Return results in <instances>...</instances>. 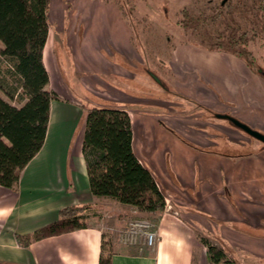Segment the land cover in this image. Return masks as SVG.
<instances>
[{
  "label": "crops",
  "instance_id": "1",
  "mask_svg": "<svg viewBox=\"0 0 264 264\" xmlns=\"http://www.w3.org/2000/svg\"><path fill=\"white\" fill-rule=\"evenodd\" d=\"M72 2L70 26H50L43 50L49 87L59 95L51 102L44 145L22 170L15 188L0 185V264H99L103 243L109 245L101 222L28 246L18 238L56 221L62 208L84 204L156 218V246L134 252L130 246L112 245L111 264H214L201 231L231 245L244 241L251 254L264 259V248L252 245L260 240L255 229L264 227V150L224 155L209 147L201 130L170 122L161 111L136 107L144 102L134 100L129 91V70L122 59L134 54L132 29L119 6L111 0ZM66 44L73 55V61L66 57V66L74 89L57 53ZM167 66L178 93L208 105L222 97L235 104V117L264 133V77L243 59L188 42L173 48ZM98 95L104 101H94ZM105 102L129 113L134 151L170 204L163 211L140 212L92 193L83 139L88 109ZM122 221L117 219V226Z\"/></svg>",
  "mask_w": 264,
  "mask_h": 264
},
{
  "label": "trees",
  "instance_id": "2",
  "mask_svg": "<svg viewBox=\"0 0 264 264\" xmlns=\"http://www.w3.org/2000/svg\"><path fill=\"white\" fill-rule=\"evenodd\" d=\"M123 12L120 0H113ZM247 0H238V4ZM251 8L260 23V33L242 30L223 35L212 34L207 26L220 18L233 21L232 0L220 2L217 15H192L182 10L179 25L192 29L203 37L190 42L213 51H223L243 59L256 73L264 77V68L256 63L250 44L258 36L264 38V0H253ZM51 0H0V185L15 188L21 172L44 145L50 120V107L58 93L49 87L50 75L43 60L50 24ZM226 8V10H225ZM20 94L19 105L11 102ZM219 114L215 113V117ZM220 118V117H218ZM225 119V118H222ZM233 126H235L229 119ZM236 127V126H235ZM241 130V129H240ZM216 149V148H215ZM242 156L253 151L230 154ZM83 154L92 193L97 197L115 199L144 213L160 212L166 207V197L157 180L138 158L133 146V129L129 113L114 106H92L87 111ZM91 204L72 205L59 211V218L32 233L18 235L22 245L34 240L89 226L83 220ZM201 242L208 249L210 262L238 264L230 259L223 247L207 239ZM112 249L102 246L99 264L112 263Z\"/></svg>",
  "mask_w": 264,
  "mask_h": 264
},
{
  "label": "rangeland",
  "instance_id": "3",
  "mask_svg": "<svg viewBox=\"0 0 264 264\" xmlns=\"http://www.w3.org/2000/svg\"><path fill=\"white\" fill-rule=\"evenodd\" d=\"M72 1L51 0L49 10V24L51 27L56 29L63 22L65 25L70 26L69 15L73 8ZM222 1L120 0L124 7V17L132 29V44L135 49L131 57L122 58L125 59L129 70L126 79L127 87L135 95L134 100H138V102L143 100L144 102L142 105H136V107L161 111L163 112L164 119L170 122L183 123L186 128L192 127L201 130L203 133L201 135H205L210 140L208 142L210 143V148H216V150L230 154L250 151L260 152L264 150V143L233 126L228 120L215 117V113L217 112L232 114L231 111L235 110L234 103L220 97V102L216 105H208L191 97L183 96L172 85L173 74L167 66L171 52L177 44L203 41V37L200 34L179 25L178 21L183 17L182 10L187 8L194 16L200 14L217 15L220 11L217 6ZM252 3L254 4L253 0H247L246 3L240 4H238V0H232V4L235 5L234 20L231 21L226 16L227 18H220L215 25H208L207 29L215 35H217V32L223 35L231 32L239 33L246 29L250 35L253 34V31L260 33V20L254 15V9L251 8ZM57 11L58 15H60L59 19L56 17ZM250 49L256 57L257 65L264 68V38L258 36L257 39L251 42ZM57 53L61 68L64 74L67 73L65 75L67 82L73 89L76 88L74 79L68 74L66 66V57L69 55L70 59H72L73 56L69 46L66 44L65 49L62 45H59ZM152 72L160 78V83L152 76ZM0 93L8 99L3 91H0ZM93 100L96 102L104 101L100 95L94 97ZM11 102L19 105L23 100H20L19 94ZM86 102L88 104L89 101ZM112 105L113 103L105 102L102 106L109 107ZM250 126L256 130H260L257 126ZM195 131L197 132V130ZM111 203L113 202L111 201ZM112 209H114L112 206H98L83 214V220L89 225L96 224V222L103 223L104 237L109 244L107 246L108 249H112V245L116 246L118 243L129 247V245L124 244L120 240L119 235L121 229L127 226L131 220L144 217L156 222V218L153 216L126 212H120L119 214V211ZM117 219H123L125 222H119L117 226ZM254 232L260 237V240L257 239L252 243L254 249H258V247L260 249L261 247L264 248V227L255 229ZM199 237L200 239H207L210 243L219 247H223L228 257L238 264H264L263 258L251 254L250 250L248 251L245 248L244 241H238L237 244L231 245L222 240L220 236L207 235L204 231L199 233ZM115 246L113 249H115ZM132 251L137 252V249H133L132 247ZM260 253H263L262 250H260ZM220 264L227 263L222 262Z\"/></svg>",
  "mask_w": 264,
  "mask_h": 264
},
{
  "label": "built area",
  "instance_id": "4",
  "mask_svg": "<svg viewBox=\"0 0 264 264\" xmlns=\"http://www.w3.org/2000/svg\"><path fill=\"white\" fill-rule=\"evenodd\" d=\"M170 205L169 202H166ZM120 240L138 250L153 249L158 240L156 223L150 218L139 217L131 220L120 231Z\"/></svg>",
  "mask_w": 264,
  "mask_h": 264
},
{
  "label": "water",
  "instance_id": "5",
  "mask_svg": "<svg viewBox=\"0 0 264 264\" xmlns=\"http://www.w3.org/2000/svg\"><path fill=\"white\" fill-rule=\"evenodd\" d=\"M228 0H223L222 3H226ZM152 76L155 78L157 82H161L160 78L152 72ZM218 117L229 119L237 128L241 129L242 131L246 132L250 136L260 140L262 143H264V133L260 132L259 130H256L252 128L249 124L246 122L240 120L239 118L228 115V114H219Z\"/></svg>",
  "mask_w": 264,
  "mask_h": 264
}]
</instances>
